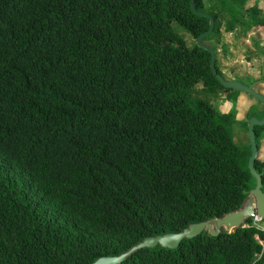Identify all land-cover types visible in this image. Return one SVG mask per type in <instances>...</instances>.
Masks as SVG:
<instances>
[{
  "label": "trees",
  "instance_id": "obj_1",
  "mask_svg": "<svg viewBox=\"0 0 264 264\" xmlns=\"http://www.w3.org/2000/svg\"><path fill=\"white\" fill-rule=\"evenodd\" d=\"M248 2L193 0L214 21L202 42L222 23L264 26ZM189 5L0 0V264H91L243 206L250 147L233 141L234 112L216 107L241 92L215 78L196 42L209 20ZM215 68L224 77L216 54ZM254 132L259 152L264 125ZM254 167L264 191V159ZM218 233L119 264L261 263L252 218Z\"/></svg>",
  "mask_w": 264,
  "mask_h": 264
},
{
  "label": "rangeland",
  "instance_id": "obj_2",
  "mask_svg": "<svg viewBox=\"0 0 264 264\" xmlns=\"http://www.w3.org/2000/svg\"><path fill=\"white\" fill-rule=\"evenodd\" d=\"M255 0H249L253 4ZM264 9V0H258ZM205 8L212 10L214 0H204ZM245 21H249L247 17ZM241 22L232 31L225 29L224 23L220 28V35L205 41L204 44L214 50L217 64L226 79H239L242 82H252L263 79L261 67L264 57V26L253 27ZM179 32L184 36L187 45L191 47L195 39L189 34ZM255 89L264 95V82H259ZM219 111L234 112L237 122L230 128L233 141L237 145L247 147L249 141L247 121L250 116L262 118L263 104H260L247 93L241 92L235 102L226 101L220 97L216 101ZM260 150L257 157L264 159V132L260 135ZM249 199V194L246 201ZM264 226V225H263Z\"/></svg>",
  "mask_w": 264,
  "mask_h": 264
},
{
  "label": "water",
  "instance_id": "obj_3",
  "mask_svg": "<svg viewBox=\"0 0 264 264\" xmlns=\"http://www.w3.org/2000/svg\"><path fill=\"white\" fill-rule=\"evenodd\" d=\"M189 7L193 13L203 16L209 20V27L207 31L199 35L196 39V42L201 48L210 53V68L220 85L238 92L247 93L255 100L264 105V95L255 89V86L259 82H263L264 79H257L252 82L244 83L239 80L226 79L217 72L215 68V53L213 49L207 47L202 42L203 37L211 33L214 21L210 15L196 11L193 6V0H190ZM261 76L264 78V66L261 67ZM259 125H264V115L262 118H257L255 116H250L248 118L247 131L249 141L247 144L250 147V156L248 158L247 167L250 171L251 176L255 180V185L249 192V199L245 201L240 209L229 212L222 217H218L212 220L191 223L178 232H168L160 235L145 237L141 241L133 245L131 248H129L127 251L118 255L101 256L94 260L91 264H119L123 259L130 256L139 248H151L156 245H159L163 248H175L185 239H189L196 235H199L203 231H207L211 235H219L218 230L221 226L225 227L227 229V232H231L232 230L245 223L249 218H253L255 216L260 217L264 221V191L262 190V179L260 173H258L254 167V162L258 155L254 127ZM260 264H264V257Z\"/></svg>",
  "mask_w": 264,
  "mask_h": 264
},
{
  "label": "built area",
  "instance_id": "obj_4",
  "mask_svg": "<svg viewBox=\"0 0 264 264\" xmlns=\"http://www.w3.org/2000/svg\"><path fill=\"white\" fill-rule=\"evenodd\" d=\"M252 223H253L254 226H256V228H258V229H260L261 231L264 232V226H263L264 225V221L260 217H257V216L253 217L252 218ZM257 240L259 241V243L261 245H263V243H264L263 240H260L258 237H257Z\"/></svg>",
  "mask_w": 264,
  "mask_h": 264
},
{
  "label": "crops",
  "instance_id": "obj_5",
  "mask_svg": "<svg viewBox=\"0 0 264 264\" xmlns=\"http://www.w3.org/2000/svg\"><path fill=\"white\" fill-rule=\"evenodd\" d=\"M235 123H236V122H235ZM235 123H234V124H235Z\"/></svg>",
  "mask_w": 264,
  "mask_h": 264
}]
</instances>
